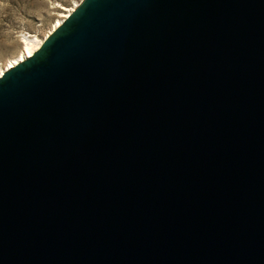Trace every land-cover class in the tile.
I'll list each match as a JSON object with an SVG mask.
<instances>
[{
    "label": "water",
    "instance_id": "water-1",
    "mask_svg": "<svg viewBox=\"0 0 264 264\" xmlns=\"http://www.w3.org/2000/svg\"><path fill=\"white\" fill-rule=\"evenodd\" d=\"M0 264H264V0H84L0 78Z\"/></svg>",
    "mask_w": 264,
    "mask_h": 264
},
{
    "label": "rangeland",
    "instance_id": "rangeland-1",
    "mask_svg": "<svg viewBox=\"0 0 264 264\" xmlns=\"http://www.w3.org/2000/svg\"><path fill=\"white\" fill-rule=\"evenodd\" d=\"M83 1L0 0V64L4 65L20 53L23 40L28 35L43 38L59 19L64 8H71L77 3L80 7ZM72 15L73 13L70 16Z\"/></svg>",
    "mask_w": 264,
    "mask_h": 264
},
{
    "label": "bare ground",
    "instance_id": "bare-ground-1",
    "mask_svg": "<svg viewBox=\"0 0 264 264\" xmlns=\"http://www.w3.org/2000/svg\"><path fill=\"white\" fill-rule=\"evenodd\" d=\"M78 6L77 3L71 8H64V11L59 15V19L56 20L51 30H49L48 34L43 38H38L36 35H26L27 37L23 40V48L20 53L9 59L4 65L0 64V78H3L8 71L18 67L29 58H32L42 48L45 40L62 26L66 18H68Z\"/></svg>",
    "mask_w": 264,
    "mask_h": 264
}]
</instances>
